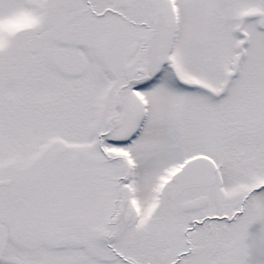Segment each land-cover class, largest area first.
Returning a JSON list of instances; mask_svg holds the SVG:
<instances>
[{
    "label": "snow or ice",
    "instance_id": "obj_1",
    "mask_svg": "<svg viewBox=\"0 0 264 264\" xmlns=\"http://www.w3.org/2000/svg\"><path fill=\"white\" fill-rule=\"evenodd\" d=\"M0 264H264V0H0Z\"/></svg>",
    "mask_w": 264,
    "mask_h": 264
}]
</instances>
